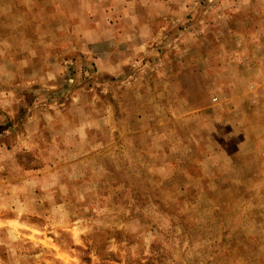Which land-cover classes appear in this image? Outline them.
<instances>
[{"label": "rangeland", "instance_id": "374dc122", "mask_svg": "<svg viewBox=\"0 0 264 264\" xmlns=\"http://www.w3.org/2000/svg\"><path fill=\"white\" fill-rule=\"evenodd\" d=\"M141 1L0 0V264H264V0Z\"/></svg>", "mask_w": 264, "mask_h": 264}, {"label": "crops", "instance_id": "0c3cea01", "mask_svg": "<svg viewBox=\"0 0 264 264\" xmlns=\"http://www.w3.org/2000/svg\"><path fill=\"white\" fill-rule=\"evenodd\" d=\"M83 1V0H82ZM98 1L99 0H86V3H88L90 6H92V10L90 11V14H89V16H92V14H94V13H99V12H102V13H104V14H106V12H108V10H107V7H103V8H100L99 10L98 9H96L97 7L95 6L97 3H98ZM106 1H109V0H106ZM114 1V0H113ZM81 3V0H75V2H74V4L76 5V7H77V11H78V14L81 16L82 15V12H81V10H80V7H78L77 6V3L78 4H80ZM134 3V5H139L140 3H142V1L141 0H135V2H133ZM108 4V3H107ZM101 6H103V4L101 5ZM95 7V8H94ZM81 9H83L82 7H81ZM95 9V10H94ZM80 10V11H79ZM85 21H86V23L88 22L87 21V19H85ZM96 23V19L93 17V19H90L89 20V24H86L85 26L88 28L89 27V30L86 32V33H84V35H83V32H82V30H83V28H82V30H80L78 33H80V37H79V35L77 36V34H76V36L78 37V38H84L85 40L86 39H88V38H86L87 36H89V37H92V31L93 30H96V26L98 25V24H95ZM96 27V28H94V27ZM85 27V28H86ZM81 29V28H80ZM82 35H83V37H82ZM99 37V36H98ZM98 39V38H97ZM254 113V110H252L251 111V113ZM245 113V112H244ZM255 114V113H254Z\"/></svg>", "mask_w": 264, "mask_h": 264}]
</instances>
